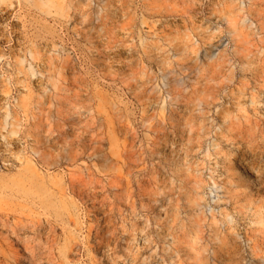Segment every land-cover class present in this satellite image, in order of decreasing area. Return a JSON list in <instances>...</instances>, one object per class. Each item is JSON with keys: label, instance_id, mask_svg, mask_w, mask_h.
Returning a JSON list of instances; mask_svg holds the SVG:
<instances>
[{"label": "rangeland", "instance_id": "rangeland-1", "mask_svg": "<svg viewBox=\"0 0 264 264\" xmlns=\"http://www.w3.org/2000/svg\"><path fill=\"white\" fill-rule=\"evenodd\" d=\"M0 264H264V0H0Z\"/></svg>", "mask_w": 264, "mask_h": 264}]
</instances>
